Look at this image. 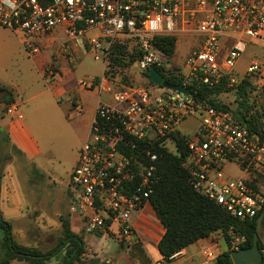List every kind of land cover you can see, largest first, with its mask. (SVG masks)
<instances>
[{
    "label": "built area",
    "instance_id": "built-area-1",
    "mask_svg": "<svg viewBox=\"0 0 264 264\" xmlns=\"http://www.w3.org/2000/svg\"><path fill=\"white\" fill-rule=\"evenodd\" d=\"M0 25L27 34L21 41L29 55L40 52L34 38L62 28L67 42L86 35L89 46L103 48L105 56L116 41L140 48L141 68L166 63L164 52L152 42L155 36L200 32L199 44L187 58L183 84L200 80L214 85L225 75L236 81L234 66L248 43L264 42V0H0ZM91 30L98 33L90 35ZM260 67L252 64L246 75ZM95 78L81 83H98L111 92L115 104H98L89 138L70 173L69 210L79 216L85 232L107 234L121 243L137 241L132 217L150 203L157 153L146 148L140 157L123 148H136L143 140L175 151L174 134L188 116L199 118L196 131L186 137L190 154L184 164L193 186L233 216H256L264 206V193L250 183L251 172L264 176V138L258 132L231 111L196 101L192 94ZM6 113L22 116L16 104L8 105ZM225 161L236 162L247 177L229 176ZM231 234V248L240 249L245 235ZM181 253L177 250L167 260Z\"/></svg>",
    "mask_w": 264,
    "mask_h": 264
},
{
    "label": "rangeland",
    "instance_id": "rangeland-1",
    "mask_svg": "<svg viewBox=\"0 0 264 264\" xmlns=\"http://www.w3.org/2000/svg\"><path fill=\"white\" fill-rule=\"evenodd\" d=\"M97 33V30L89 32L90 35ZM188 35L177 42L175 53L171 57L168 58L165 55L167 65L176 67L183 74L189 72L187 58L197 48L201 33L191 31ZM26 36L27 34L24 32L18 34L14 30L0 25V84L11 87L19 85L24 92L22 95L25 99L41 91L43 85H51L54 89L59 85L67 88L68 92L60 95L56 101L51 97L52 95L48 94L49 92L44 93L42 96L34 97L29 101L20 100L18 106L25 120L27 119L28 108L34 105V102L39 98L43 97L44 99L46 97V110H49L50 114H45L46 118L44 120L50 119L52 114L54 117L53 125L46 129V133L43 134L45 137L44 142H47L45 156L51 159V164L47 163L46 167L51 165L52 169L56 170L52 172L53 174L49 173V177L41 175L33 179L31 173L26 175L27 173H24L23 167L25 163L31 166L30 164L33 161H30L27 154L22 150L15 149L11 145L12 140H10L6 131L0 129L3 142L6 144L5 151L0 150V174L2 173V164L11 161L15 172H20L23 179L29 180V182H24L22 199L26 204L20 207L21 211L14 210L16 209L14 204L4 199L3 211L0 208V219L11 223L12 235L16 243L47 252L55 248L63 238V220L69 221L72 230L77 225L74 214L69 210V197L67 195L70 173L79 156V148L77 149L75 145L76 139L72 125L76 121V116H71L72 120H69L64 114L59 115L58 113L61 107L65 110L67 109L66 106L72 105L68 98L74 97L76 94L72 87H76L79 91L77 82L80 79L92 75H94L93 80L97 76L99 80L100 77H109V74L105 72L108 55H104L103 48H91L88 44L89 37L86 35L82 36L81 40L68 43L61 30L48 37L34 38L40 46V52L29 55L21 41V37ZM103 45L105 44L102 43ZM128 50L125 59L127 62L131 52L138 53L140 48H128ZM254 63L261 67L259 71L248 77L251 82L249 86L248 106L250 111L248 117L252 119L254 115V120L262 122L264 128V42L253 40L248 43L246 50L236 60L234 66L233 71L236 81L231 82L228 80L225 90L217 94L216 97L234 112L240 101L237 86L243 78L247 77L248 67ZM43 71L44 76L42 75ZM145 71L146 69L141 68L139 65V60H136L124 66H114L110 77L127 84L142 83L149 85V79L144 74ZM51 72H58L59 74L56 75ZM84 86L86 87V85ZM2 97L3 93L0 91V99ZM4 106L1 113L8 114L6 113L8 104ZM196 127L197 120L194 117L187 119L180 125L181 130L190 134L194 133ZM223 169L231 177H247L234 161H225ZM261 183L264 185V179ZM260 191L264 193V186ZM15 193L18 194V191ZM1 199L0 196V201ZM260 237L264 244V227ZM213 238L219 241L222 250L228 249L221 232L213 233ZM207 239L208 237H205L200 240L208 242ZM66 249L67 246H63L44 264H63ZM9 251L5 243V229L0 227V260L7 257ZM9 262L13 264H31L27 260L18 257L11 258Z\"/></svg>",
    "mask_w": 264,
    "mask_h": 264
},
{
    "label": "trees",
    "instance_id": "trees-1",
    "mask_svg": "<svg viewBox=\"0 0 264 264\" xmlns=\"http://www.w3.org/2000/svg\"><path fill=\"white\" fill-rule=\"evenodd\" d=\"M152 42L168 58L175 53L177 45V37L175 35H157L152 39ZM128 48H130L128 44L118 41L114 42L109 48L108 62L105 70L109 74V77L112 76L114 66H124L141 59L143 51L140 49L138 53L131 52L127 62L125 59L129 52ZM156 68L162 73L165 80L174 84L184 83L185 75L176 67H169L165 63L164 65H156ZM144 74L149 79V83L154 84L147 70ZM248 77L243 78L237 86L240 101L239 106L234 112L228 105L220 102L216 97L217 94L224 91L227 87L228 75L223 76L221 81L214 85L203 83L200 80H192V83L187 85L190 87L192 97L196 101L210 104L217 109L231 111L238 121L246 124L264 138L262 122L255 121L254 115L252 119L248 117L250 111L248 106L249 86L251 85ZM97 81H99L98 76L95 78V82ZM159 86L164 87L162 85ZM0 91L3 92L2 101L8 105L14 102L12 90L0 85ZM186 137L187 134H181L179 131L174 134L177 147L175 151H171L166 146L159 144H149L143 140L138 141L136 148L131 149L126 146L123 148L126 154L139 152L140 157L143 156L141 153H144L146 148L152 149V151L157 153L155 161L156 170L154 173L155 183L149 200L165 227V232L159 241L158 247L165 259H167L171 253L201 238L209 237L215 232H221L228 245V249L220 252L211 264H234L231 256V251L233 250L231 248V239L233 238L231 232L245 235L246 239L240 248L251 246L253 234L256 230L257 218L264 209V206L253 218L241 219L233 216L219 203L196 190L191 182V173L184 164L190 154ZM250 177L252 178L251 181L249 180L251 185L256 190H261L262 186H264L261 183L264 176L251 172ZM0 227L5 229V243L10 250L8 256L2 258L0 263L9 262L11 258L18 257L27 260L31 264H44L46 260L53 257L63 246H67L63 264H90L82 258L83 253L86 251L82 235L72 230L67 220H63V238L60 243L47 252L16 243L9 221L0 219ZM130 246L134 249L140 248L138 241H134ZM259 247L264 253V244L261 237L259 238ZM261 264H264V259Z\"/></svg>",
    "mask_w": 264,
    "mask_h": 264
},
{
    "label": "crops",
    "instance_id": "crops-1",
    "mask_svg": "<svg viewBox=\"0 0 264 264\" xmlns=\"http://www.w3.org/2000/svg\"><path fill=\"white\" fill-rule=\"evenodd\" d=\"M58 30L63 32L62 28H57L55 31L48 34L47 37L58 32ZM189 33H181L177 38V42L189 36ZM69 42L70 41H68V43ZM54 74L58 75L59 73L55 72ZM42 75L44 76V71ZM93 77L94 75L80 79L77 82L79 91H77L76 87H72L76 94L74 97L71 96L68 98L72 105L66 106L65 108L67 109L65 110L61 107L59 113L56 111L59 115L64 114L69 120L71 116H76V121H74L72 125L77 149L89 138L91 126L96 117L98 104L100 102H106L111 105L115 104L111 92L102 89L98 83H93V85H87L86 87L81 83V81L91 82ZM143 85L148 86L155 92H163L166 89L157 84ZM3 86L13 91L14 102L12 104H16L17 106H19L20 100L29 101L34 97L42 96L44 93L48 92L56 101L60 95L68 92L67 88L59 85H57L56 89L51 85H43L41 91L25 99L22 95L24 92L19 85H14L15 87ZM103 95L105 96L104 98ZM45 98H39L34 102L35 104L33 103L34 105L28 108V115H26L27 119L25 120L22 116L2 114L1 111L4 109L6 103L0 99V129L6 131L9 135L10 140H12L11 145L14 146L15 149L22 150L27 154L29 160L33 161V163L30 164L31 166L25 163L23 167L24 173H27L26 175L31 173L33 179L41 175H47L49 177V173L53 174L52 172L56 171L52 169L51 165L46 167L47 163L51 164V159L45 156L47 153V142H44L45 137L43 134L46 133V129L53 125L52 122L54 123V117L52 114L50 119L47 118V121L44 120L46 118L45 114H50L49 110H46L47 103L45 102ZM191 117L196 118L198 126L199 118L197 116H188L178 124V131L181 134H190L181 130L180 125ZM5 148L6 144L3 142L2 135L0 134V150L5 151ZM1 168L0 196L2 199L0 201V208L3 211L2 208L5 199L11 204H14L16 207L14 210L20 212V207L26 204L24 199H22V190L25 187L24 182H29V180L23 179L20 172H15L11 161L3 163ZM16 191H18V194L15 193ZM73 216L77 222L74 231L82 235L85 243L86 251L83 253L82 258L90 264H211L214 259L210 258L208 255L209 253L214 254L216 258L220 252L225 251L221 249L219 241L215 240L212 234L208 237V242L199 239L182 248V253L177 258L168 261L158 247L159 241L165 232V227L150 203L146 204L132 217L133 224L138 234L137 241L140 245L139 249L132 248L130 244L118 242L107 234L87 233L83 229V222L80 220L79 216L76 214Z\"/></svg>",
    "mask_w": 264,
    "mask_h": 264
},
{
    "label": "water",
    "instance_id": "water-1",
    "mask_svg": "<svg viewBox=\"0 0 264 264\" xmlns=\"http://www.w3.org/2000/svg\"><path fill=\"white\" fill-rule=\"evenodd\" d=\"M145 69L150 75L154 84L162 85L165 88L177 90L184 94H192L190 87L184 84H174L164 79L162 73L154 64L146 65ZM264 209L257 218L256 230L253 234L252 245L247 248H240L231 251L234 264H261L264 259L263 250L259 247V238L263 230Z\"/></svg>",
    "mask_w": 264,
    "mask_h": 264
}]
</instances>
